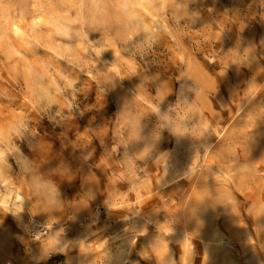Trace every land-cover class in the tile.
<instances>
[{
    "label": "rangeland",
    "instance_id": "obj_1",
    "mask_svg": "<svg viewBox=\"0 0 264 264\" xmlns=\"http://www.w3.org/2000/svg\"><path fill=\"white\" fill-rule=\"evenodd\" d=\"M69 1L0 41V264H264V0H132L152 32L107 40Z\"/></svg>",
    "mask_w": 264,
    "mask_h": 264
},
{
    "label": "bare ground",
    "instance_id": "obj_2",
    "mask_svg": "<svg viewBox=\"0 0 264 264\" xmlns=\"http://www.w3.org/2000/svg\"><path fill=\"white\" fill-rule=\"evenodd\" d=\"M34 1V0H33ZM32 0H22L20 2L21 5V12L20 14H14V12L12 13L10 9L7 8H3L2 11L0 12V41L1 43H3L6 46V50L7 51V55L8 58L10 57H14V54L17 52H20V50H18V45L15 44L16 42L13 39V37L16 35L19 37H17L18 39H23V36L26 37L25 32L27 31V28H25V26L28 24L30 25L27 21H25L27 18L31 17V26H32V30H34L35 32H38L40 29V27L44 26L43 23L45 25H47L48 22H46L45 19V14L42 12V6L41 3H39L40 5H38L40 9L36 8L35 6V12L34 13H30V5L31 2H33ZM67 2L69 0H66ZM65 0H58V2L60 3V5L66 4ZM72 0H70L69 2H71ZM87 7L88 10L90 11L89 13V24L91 25L90 27L96 28L97 31L101 30L100 33V37L103 38L104 40H107L109 38V34L106 32H104V30H111L110 25L108 24V19L113 15L117 18V21L122 23L119 26V30H120V35L122 36L121 38H127L128 35L132 38L135 36L134 32H127L126 30V25L124 26L123 22H134L135 23V28L138 29V31H141L143 34H149L152 32V27H150L151 25L148 23L150 22L149 20L147 21L145 18L141 19L139 18V13L138 12V8L135 7V4L133 5L132 0H87ZM141 3L140 5H146L147 7H154V9H161L164 13L165 11L171 7L172 11L174 13H182L183 10L186 9L187 4L185 2V0H134V3ZM34 3V2H33ZM72 3V2H71ZM34 5H36L34 3ZM86 5V3H85ZM54 5L52 4V2L48 4V7L44 10L45 12L50 11V14H55V10L57 9L56 6L53 7ZM33 8V7H32ZM148 10V14H150V10L149 7L147 8ZM34 14V15H33ZM154 16V15H153ZM56 17V16H55ZM60 18V16H58ZM69 19V16H64V21L66 20L65 18ZM63 18V17H61ZM54 19V18H53ZM58 19V18H57ZM53 20V22H55L54 24L57 25L58 27V31L63 32V34L66 32V20L65 22L61 20ZM149 19V18H148ZM30 20V19H29ZM44 21V22H43ZM24 22H26L27 24L25 25ZM151 23V22H150ZM51 24H52V20H51ZM25 25V26H24ZM68 27V26H67ZM26 29V31L24 30ZM151 30V32H150ZM130 33V34H127ZM25 34V35H24ZM14 37V39H16ZM21 37V38H20ZM24 37V38H25ZM24 40V39H23ZM17 41V40H16ZM15 42V43H14ZM17 45V47H16ZM6 53V52H5ZM6 55V56H7ZM33 67L31 66V68L29 67L27 70V77L28 79H34V83L35 85H37L38 87V92L41 94L42 97H48L50 93H48V89L45 88V85H43L44 83L41 82L42 79H44V77L42 78H38L40 77V73L39 72H33ZM34 73H38V77L34 76ZM42 74V73H41ZM43 75V74H42ZM31 76V77H30ZM50 245L52 246H56V240L55 239H51L50 241ZM45 249L50 250L51 246L49 245H44Z\"/></svg>",
    "mask_w": 264,
    "mask_h": 264
},
{
    "label": "trees",
    "instance_id": "obj_3",
    "mask_svg": "<svg viewBox=\"0 0 264 264\" xmlns=\"http://www.w3.org/2000/svg\"><path fill=\"white\" fill-rule=\"evenodd\" d=\"M57 258H59V257H57ZM52 260H53V258H52Z\"/></svg>",
    "mask_w": 264,
    "mask_h": 264
}]
</instances>
